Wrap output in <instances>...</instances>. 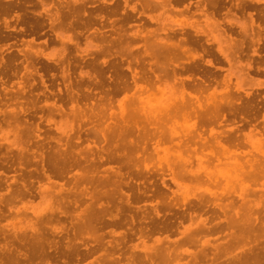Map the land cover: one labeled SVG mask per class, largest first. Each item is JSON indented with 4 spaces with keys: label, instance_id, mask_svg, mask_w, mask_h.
Returning <instances> with one entry per match:
<instances>
[{
    "label": "bare ground",
    "instance_id": "bare-ground-1",
    "mask_svg": "<svg viewBox=\"0 0 264 264\" xmlns=\"http://www.w3.org/2000/svg\"><path fill=\"white\" fill-rule=\"evenodd\" d=\"M3 1L5 2V0ZM223 1L225 2L226 0ZM234 1H235L234 7L238 9L240 12L244 11L246 7H253V4H249V3L246 4L245 3L246 0H234ZM253 1L256 2V0ZM218 2H220V0H196L194 2L193 9L189 12L192 15L198 14L199 15V16L197 15L198 17L201 16L200 18H202V20L208 25L209 31L204 30L203 28L200 27V25H198V23H196L198 22V19H195V22L191 25H188L186 29L184 28L176 29L171 26H165L162 23L159 12H157L156 15L155 14L153 15L152 13L149 12V10L153 9V7L155 6L154 7L155 10L158 8L159 11H161V13L163 14H170L175 12L180 13L182 11L188 13V10H190V6H189L190 3L188 1L184 2V0H134V2H132L130 5L127 4V0H122L121 5L118 3H114L112 6L110 7L108 6L109 8L106 11L109 14H111V13H115L119 6H121L122 8L121 9L122 11H120L122 13L124 12L123 10H125L126 6H127L126 9L128 8L129 11L133 12L136 10V4H138L140 9L138 13L145 17L144 23L154 22L156 24L155 28H147L144 25L141 27V24L140 25L137 24L135 25V29H133L135 31L129 33L123 31L126 29L123 28L122 25H117L116 27H113L111 25L113 30H116V37H114L111 40H107L106 42L108 44H105L104 47H102L100 44L95 46L96 52L101 54L104 52L109 53L110 48H112L113 55L114 56L117 55L118 60L120 61L124 60L123 58L126 56L130 57L128 60H126V65H125V69L129 71L130 84H128V82L123 78L122 79L120 78L121 75L120 68L111 65L113 73L111 74L112 77L110 78L108 77V78L109 80H111L112 84L110 88L104 90V100L105 102L109 103L110 99H112L111 96L114 93L116 92L119 93L120 90L124 91L132 88L131 91H129V93H125L124 91L122 98L123 100L118 104V106L119 108L123 109L124 107L123 102L128 101L130 103V108L133 111L130 110V113L128 112L126 115L121 114L115 118L113 116L114 120L111 122L110 125L106 123L105 125L103 124L104 126L101 124L102 127L91 126L82 130H80L79 128L74 130L73 131L74 143L78 144L79 142H81V140L86 141L89 139V137L94 139L100 137L101 140L105 142L104 146L102 145L96 147V149L93 151H90L89 149L85 151L82 148L77 149L78 151L69 150V149L68 150L59 149L60 147L57 148L52 145L47 147L45 146L46 148L42 149L43 144L41 145L42 146L41 148V146H37L36 142L32 143V146L36 144L34 148L32 147L33 149L32 148L18 149V151L15 153V158L20 160L22 157H25L27 161H36V163L38 161L40 165L38 166L39 167L38 170L46 180H52L53 177L63 178L64 177L63 173L69 171L68 169L70 167H74V168L76 167V169L72 173L71 179H69L71 180L69 184L70 183L75 184L76 182H78V190L74 191L71 189H67L61 195L59 193L58 195L60 196H58L57 198L59 200L58 204H60V206L52 208L53 210L48 211V215L44 217H38L36 223L30 227L28 233L21 231L19 233H15L12 236V238L8 240H4L0 248V254H3L2 256H0V264H78L77 261L80 260V258L84 259V257L88 256L90 253L93 252H96V254L93 255L87 261L86 264H166L168 261H170V259H172L173 261L174 258L179 257L182 253L184 255V257L182 258H184V260L179 263L177 259L175 261V264H264V206L259 205L260 200L262 202L264 201V199H262L264 197L263 195L262 196L259 195V199H260L259 202L255 201L251 205L249 204V202H247L245 197L247 196L246 192L249 191L247 190V187H250L252 191H254L255 189H259L258 187L249 186V183L250 182L253 184L255 182L261 183L262 182L261 179L264 178V150H260V149L258 150L260 155L263 156V158L261 159L252 156V158L250 159H244L240 161L238 160L239 158L236 159L237 152H235L232 149H228L224 144L219 142L218 135L216 141L214 142H216L217 145L219 144V149L213 147L215 144L213 146L207 144L208 149L205 151V153L213 156L214 160L216 161V164L228 162L231 159V164L233 166L235 173L234 175H232L231 180L223 179L224 182L222 186H217V188L220 187L219 193L222 196L227 197L230 196L231 194L236 195L241 202L248 203L246 207L244 208L231 207L232 206V205L230 206V204L232 203L231 198H226L227 200L223 204H220L219 201L209 202V197L210 198L217 197L216 192L214 190H211L210 188L205 189L207 196L204 194H198V195L195 194L192 196L191 200H188L189 198H187V196H182L180 200L182 201V205L177 207L175 205V202H173L174 194L176 197V193L174 192V190L168 189L167 184L164 182V178L160 176L159 181L161 187L167 188L170 194H167L164 190L161 189L156 190L155 197L159 198V200H155V204H159L160 207L165 208V210H163L160 213L156 208L154 207L151 208V212L153 213L156 219H153L152 216L149 215V213L145 209L140 210L139 213H141V219L143 222L139 223V225L137 227L135 226V228H132L131 226L133 222V214H131V212L138 211L139 208H135L132 210V207L130 206L136 200H143L142 198L145 197L146 195L143 190L141 191L139 190L140 188L138 186L139 183L133 180L134 175H132V173H129V170H132V167L134 170H138L140 163L145 171L148 170V167L147 164L145 162L142 163L141 160L140 163L138 160H131L132 157L130 158V155L133 151H137V150L139 151L142 150L143 152L146 151V146L144 145L145 138L146 137H149L148 139L152 138L154 141V143L152 144H154L155 146L159 141L178 138L176 141V144L178 146H182L189 150L194 151L198 146V145L196 146V143H201V144L205 143V138L201 136L202 127L204 125L213 122L219 123L220 121H218V118L219 119L222 118V120H224L225 118V114L223 113L224 110L227 111L228 113L239 112L240 114H243L249 107V105L246 103L244 104V102L240 103V101H236V100L232 101L231 98L233 97H231L226 92V89L224 90V92L226 93L223 98L221 96L215 97V92L213 91H209L206 94L201 93L202 91L206 90L208 85L205 80L199 77V74L197 75V73L201 70L200 68L202 65L201 64L202 53L207 52V48L206 46H204V44L209 40L211 41L214 39L215 41H218V38H222L224 41H226L228 46H226L223 49L219 45H217V47L216 46L214 47H216V51L225 60H228L230 57L233 56L238 57V52L239 50L243 49L242 46L244 45V39L245 36L247 37V35L249 39V45L251 48L250 50L252 51V53H254L256 51V45L259 43L261 39L260 37L261 30L264 28L260 26L259 23L254 22V18L251 12H247L245 18L243 17H241L240 19L238 18L239 22H237V26L239 28V33L241 37L235 38L234 36H231V34L227 32L228 30L224 27V24L226 23L228 25H231L230 22L231 18L230 16L227 15L230 8H226V11L224 12V16L221 19H217L214 16V10L218 5ZM229 2L231 1L229 0ZM249 2H252V0H249ZM8 5H3L0 3V14L5 13L8 10ZM50 5L53 6L54 10H52V12H49V10L45 12V18L47 21L46 23L50 30H57V28H62L63 30H75L76 32V30H87L89 28L90 23L92 24L91 22L92 18L90 16H84L86 13L85 12L86 6L84 2H81L79 0H70L65 2L61 1L55 6L51 3ZM104 5H105V0H101V4H99V6L96 8L98 13L96 11L95 12L97 14H99V12H102V10L106 7ZM178 5H180V7H178ZM99 16L101 17L100 14ZM132 17L134 16L131 13H126L124 14L122 19L127 21L132 19ZM19 20L22 22V24L23 22H27L29 25H31L32 28L43 24V21H39L36 17H33V19L30 21L28 17L24 18L20 16V14L16 13L15 21H19ZM4 25H5L4 27L7 28L6 23ZM210 29L216 30L218 33V34H213L214 38L210 36V32H211ZM93 30L95 34L93 35L94 38H96L95 36L98 37L103 36L98 28H94ZM139 30H146V31L141 33ZM152 30H159V31H152ZM183 30H191V32H185ZM247 30L250 32H248ZM176 31L179 32L178 35L175 34ZM86 32H89V30ZM78 33L79 32H77V34ZM159 33L164 34L165 38L159 36ZM206 33L210 37L209 39L208 38L203 39L204 41L203 44L200 40L202 38V35ZM54 35L61 41V43H64V41L74 42V38L76 37L75 35L70 34L68 32H63V33L55 32ZM172 36H175V38L171 39L170 37ZM138 37L142 40L141 41L142 48L140 51L141 52L140 56H145L148 58L146 59L147 66L144 65V67L141 68V70L139 71L136 70L135 67L131 66V63L132 62L136 63L139 60V58L133 55L132 53L133 50H131V47L127 46V43L129 41ZM85 38H87V36H85ZM15 43L17 44V42ZM112 44H114V47H112ZM59 55H60V59L68 60V58L65 57L64 50L61 51ZM206 55H208V53ZM79 57L81 59L83 58L81 55H79ZM101 62L104 63L105 60L101 59ZM203 62L208 65H211L212 63L211 59L209 58L204 59ZM255 62H258V60ZM244 65H246V67L249 68L248 63H245ZM92 66H91L92 67L91 72L87 70L79 71V75H80L79 79H82V76H85L88 79L92 77L94 83L100 85L103 82L101 81L103 77L102 70L100 69V67H97V65L92 64ZM20 68L22 70V67ZM244 72L246 73V71ZM76 73H78V70ZM61 75L65 78L69 77L68 68H63ZM167 77H170L172 81V84H170V86L168 87L170 91L173 90V93L175 92L176 95L170 99V102L167 106L159 109V111L157 112L147 111L148 114L145 111L144 112L141 111L143 115L142 114L138 115V111H140L139 109H143V106L137 105L139 101L141 103V99H142V97L138 96L139 92L143 90L147 91L151 87H154L157 90L161 89L162 87H159V85H155L156 84L155 82H161L165 84L167 82ZM11 81L12 80H10V82ZM1 82L3 83V81ZM10 82L8 83L10 84ZM39 82L41 81L39 80ZM15 84L17 85V83ZM239 88H240L239 85L235 86V89H239ZM64 92H66L71 98L76 96L78 97L79 95L82 96L88 95V89L84 88L83 92L79 94L73 91L69 85H65ZM150 94L154 95L152 92ZM48 97L49 96H47V98ZM151 98L155 99L153 96H151ZM34 101L36 102V99L33 100V103ZM155 101L156 100H154V102ZM85 103H83V106ZM70 104L71 103H69V105ZM37 106L39 107V104ZM70 106L76 107V113L81 114L82 116H86V119L89 120L90 122H94V124L97 125L100 124L99 121L101 120V118L99 114L100 113L99 109L98 111L90 110V112L87 115H84L86 111L84 113L78 104L74 103L73 105ZM49 108L47 111H49ZM42 110L44 111V108ZM29 115H31V113ZM174 117L182 118L183 123H185L186 119H190V120L192 119V121L188 120L190 121L189 130H185L187 129V127L185 129H182L183 133H177L171 127H169L167 131L164 130L163 126L170 120L174 121L175 120ZM17 118H15L16 121H18ZM238 118L240 117L238 116ZM243 118L244 117H242V119ZM26 124H27V120L24 118L22 123L23 129L19 128V132L20 131L24 133L26 132L27 134L30 135V133H33V130L32 128L28 127ZM212 129L213 128L210 127L209 130ZM256 132L258 131L256 130ZM83 133H84V137H81V134ZM210 133H212V131ZM218 133L219 136L225 135L224 136L225 138L229 136L227 134H222L221 131H219ZM131 134H134V136H136L135 137L136 139L131 138L130 137ZM33 135L35 136V133ZM55 135H57V133ZM71 136H73V134ZM231 137H234V135L230 136V138ZM64 139L65 138H63V140ZM70 141H71V137H70ZM202 146L199 147L202 148ZM203 148L205 149L206 147L204 146ZM257 149L258 148H256V150ZM28 155L30 157L27 159ZM145 156H147V153L144 154V157ZM219 156L223 158H219ZM159 159L160 161H157L159 162L157 166L161 168L162 163L160 162H162L163 159L162 161L161 158ZM200 159L201 158H199L198 160L200 161ZM225 159L227 160L225 161ZM19 160H18V164L21 165L22 163H20ZM105 161H113L117 163L116 166L108 165L106 166V168H102V171L110 172V174H112L111 177H109L107 174H98V172L100 171L98 169L99 168L98 166L100 165V163ZM157 162L155 161L152 164L155 165V163ZM188 162H189L188 159L164 161V167L170 173L169 179L171 182L176 183L178 182L177 179H187L189 181H194V182H200V183L203 182V184L205 183L207 185L213 186L212 188H214L216 184L220 183L219 179L210 172L202 171V173L203 172L204 173L200 174L197 170H192L190 168H187L186 164H188ZM244 165L246 166V168L244 167ZM122 168H125L126 171H120V169ZM29 178L31 177H28V179ZM234 183L235 184L237 183L238 191L234 190ZM21 187L23 189L17 192L15 191L16 192L14 193L15 197L18 196L20 197L25 192L29 193L28 189H26L25 184L22 183ZM122 187H126L127 190L129 191L128 192L123 191ZM31 188L33 187L31 186ZM35 188L36 187H34V189ZM178 196L179 195H177V197ZM177 200L179 201V199ZM220 200L222 201V199ZM82 203H83L82 207L80 206L78 208V205ZM69 204L71 205V208L68 207ZM169 205L171 206L175 205L176 207L174 206L173 208L170 209ZM208 205H211L212 207L209 208L207 207ZM214 208H217L218 210H215ZM201 214H204V216L202 217ZM138 216L140 217V215ZM4 217L6 216L4 215ZM60 218L66 219V222L61 221L59 226L49 225V222L51 220L59 221ZM184 218H187V221L188 220L191 221L195 218L196 222L191 225L182 226L181 224ZM117 225H126L127 226L126 230H117V231L114 230V226L117 227ZM179 226H181V229L178 228ZM103 227H109V228L107 230L105 229L106 231H104L102 230ZM172 231L177 233V236L170 239L168 233H171ZM153 232H157L160 235L151 237V235H153ZM220 232L221 233L223 232L222 233L223 240L213 241L214 238L212 240L208 238L209 234H218ZM130 234L137 236V237L134 236L137 239L136 242L133 243L127 242V239L129 238ZM105 235H107V239L104 238ZM217 236L220 235H215L214 237L216 238ZM84 237L86 239H89V241H85L83 239ZM148 239H150L151 241L147 242ZM232 243L237 244L238 247L235 252L230 253V250L228 249ZM183 244L192 245L193 248L192 249H187L185 247L181 248L180 245ZM190 247L191 246H189V248Z\"/></svg>",
    "mask_w": 264,
    "mask_h": 264
},
{
    "label": "rangeland",
    "instance_id": "rangeland-1",
    "mask_svg": "<svg viewBox=\"0 0 264 264\" xmlns=\"http://www.w3.org/2000/svg\"><path fill=\"white\" fill-rule=\"evenodd\" d=\"M55 1L54 0H32V1H30V0H15V2H14V0H12V2H11V0H5V2H4L3 0H0V3L3 5L9 4L8 10L5 13L0 14V15H2V16H0V37H1L0 38V55H2V56H0V68H1L0 69L1 70L0 71V79H1L0 80V84H1L0 85V94H1L0 95V102H1L0 103V115H1L0 116V186H1L0 187V227H1L0 228V236H1L0 248H1V245H2L4 240H8V239L12 238V236L15 233H19L21 231L28 233L30 230V227L36 223V220L38 217H44V216L48 215V211L53 210L52 208L60 206V204H58L59 200L57 197L60 196L64 191H66L67 189H71L74 191L78 190V182H76L75 184L74 183L69 184V182L71 181L69 179H71L72 173L76 169V167L75 168L70 167L68 169L69 171H67L66 173H63L64 179L62 177L61 178L53 177L52 180H46L38 170L39 169L38 166H40L38 161H37V163H36V161H27L25 159V157H22L19 160V159L15 158V153L18 151V149H25V148H32V147L34 148V146L36 144H37V146H41L43 144L42 145L43 148L41 146L42 149L46 148L47 146L52 145V146L57 147V148L60 147L59 149H67V150L69 149V150H74V151L77 149H81V148L85 151H87V149H89L90 151H93L96 149V147H99L102 145L104 146L105 142L102 141L100 137H97L96 139L89 137V139L86 141L81 140L82 143L81 142H79L78 144L74 143L73 131L76 130L77 128L82 130V129H85V128L91 127V126L102 127V125L103 124L105 125L106 123H108V125H110L111 122L114 120L113 116L115 118L121 114L126 115L128 112L130 113L131 108H130V103L128 101L123 102V105H124L123 109L119 108L118 104L123 100L122 98H123L124 91H125V93H129V91H131L132 88L124 90V91L120 90L119 93L118 92L114 93L111 96V98L113 100L110 99V102H109L110 105H109V103L105 102V100H104V90L107 88H110V86L112 84L111 80H109V78L112 77L111 74L113 73L111 65H114L115 67L120 68V72H121L120 78L121 79L123 78L124 80H126L128 82V84H130L129 71L127 69H125L126 60H128L130 57L126 56L123 58L124 60L120 61V60H118L117 55L116 56L113 55L112 48H110V51H109V53H112V54L105 53V52L101 54V53L96 52L95 46L100 44L102 47H104L105 44H108L106 42L107 40H111L114 37H116V30H113L111 25L113 27H116L117 25H122V27L126 29V30H123L126 33L127 32L128 33L134 32L135 30H133V29H135V25H137V24H139V25L141 24V27L144 25L147 28H155L156 27V24L154 22L144 23L145 17L138 13V11H140L138 4H136V10L133 12L129 11L128 8L126 9L127 6L125 7V10H123V11L126 13H131L134 16V17H132V19L125 21L122 18L124 16V14H126V13L120 12V11H122L121 6L118 7V9L115 13L109 14L106 11L114 3H118L121 5L122 0H105L104 6H106V7L102 10V12H99L101 17L99 16V14H97L98 11L96 9L99 6V4H101V0H79L81 2H84L85 6H86L85 7L86 13L84 16H90L92 18V21H91L92 24L90 23L89 28L87 30H76V32H75V30H63L62 28H57V30H50L48 28V25L46 23L47 21L45 18V12L47 10H49V12H52V10H54L53 6L50 5V3L55 6L56 4H58L61 1L65 2V1H70V0H55ZM90 1H92V2H90ZM187 1L190 3V5H189L190 10H188V13H186L185 11H182L183 13L182 12H180V13L175 12V13H170V14H163V13H161V11H159L158 8L155 10V8H154L155 6L153 7V9L149 10V12L152 13L153 15L154 14L156 15V13L159 12L162 23L165 26H171V27L176 28V29H179V28L186 29L188 27V25H191L195 22V19H198V22H196V23H198V25H200V27L203 28L204 30L209 31L208 25L202 20V18H200L201 16L198 17L199 16L198 14L192 15L191 13H189L193 9V5H194V2L196 0H184V2H187ZM230 1L231 2H229V0H226L224 2L223 0H220V2H218V5L216 6V8L214 10V16L217 19H221L224 16V12L226 11V8H230L227 15L230 16V18H231V21H230L231 25H228L226 23V24H224V27L228 30V31L227 30L226 31L229 32L231 34V36H234L235 38L241 37V35L239 33V28L237 26V22H239L238 18L239 19L241 17L245 18V16L247 15V12L252 13V16L254 18L255 23L257 22V23H259L260 26L264 27V0H256V2L253 0H252V2H249V0H246L245 3L246 4H248V3L253 4V7H246L244 9V11H242V12H240L238 9H236L234 7V2H235L234 0H230ZM38 2L40 4V6H39ZM132 2H134V0H130V1L127 0L128 5H130ZM222 5H224V6H222ZM231 5H232V7H231ZM178 7H180V5H178ZM220 12H221V14H220ZM16 13L20 14V16H22L24 18L28 17L30 21L33 19V17H36L39 21H43V24L40 26H35L34 27L35 29H34L27 22H23V24H22V22L20 20L15 21V14ZM107 14H109V15H107ZM13 19H14V22H13ZM5 23L7 25V28L4 27ZM44 24H46V25H44ZM94 28H98L100 33L103 36L102 37L95 36L96 38H94V36H93V35H95L94 30H93ZM88 30H89V32H86ZM139 31L141 33H143L146 30H139ZM152 31H159V30H152ZM183 31L191 32V30H183ZM210 31H211L210 36H212V38H214L213 34H218L216 30L210 29ZM55 32H62V33L68 32L70 34L75 35L76 37L74 38V42L64 41V43H61V41L54 35ZM77 32H79V33L77 34ZM248 32H250V31H248ZM175 34L178 35L179 32L176 31ZM238 34H239V36H238ZM81 35H82V37H81ZM263 35H264V28L261 30V34H260L261 39H260L259 43L256 45V51L254 53H252V51L250 50L251 48L249 45L248 35H247V37L245 36V39L243 38L244 39V45L242 46L243 49L239 50L238 57L233 56V57H230L228 60H225L216 51L217 45H219L222 49L225 48L226 46H228L226 41H224L222 38H218V41H215L213 39L211 41L209 40L208 42H206L204 44L203 39H205V38L209 39L210 36L207 33L202 35V38L200 41L204 44V46H206L207 52L202 53V59H201L202 65L200 68L201 70L197 73V75L199 74V77L201 79L205 80L208 85H207L206 90L202 91L201 93L206 94L209 91H213V92H215V97L221 96L223 98L225 96V93L227 92L231 97H233V98H231L232 101L236 100V101H240V103L244 102V104L245 103L248 104L249 107L243 114H240L239 112L228 113L227 111L224 110L223 111V113L225 114L224 120H222V118L221 119L218 118V121H220L219 123L213 122V123L204 125L202 127L201 136L205 138V143H202V144L196 143V146L197 145L198 146L194 151L189 150V149L182 147V146H178L176 144V141L178 138L177 139L173 138L171 140L159 141L156 144V146L154 144H152V143H154L152 138H150V139H148L149 137L145 138V140H144L145 144L144 145L146 146V151L143 152L142 150L141 151L137 150V151H133L130 155V158L132 157L131 160H138L139 163L141 161H142V163L145 162L147 164V167H148V170L145 171L143 169V166L140 163L138 170H134L133 167H132V170H129V173H132V175H134L133 180L137 181L139 183L138 184V186L140 187L139 190L140 191L143 190L145 195H146L145 197L142 198L145 201L136 200L130 206V207H132V210L135 208H139L138 211H133V212L130 211L131 214H133V222L131 225L132 228H135V226L137 227L139 225V223L143 222L141 219V213H139L140 210L145 209L149 213V215L152 216L153 219H156V218L153 215V213L151 212V208H153V207L156 208L160 213L163 210H165V208H161L159 204H155V200H159V198L155 197L156 190H159V189L164 190L167 194H170L168 189L174 190V192L176 193V197L174 194L173 202H175V205L177 207L182 205V201H180L182 196H187V198H189L188 200H191L192 196L195 194L196 195L204 194L207 196V193L205 192L206 188H210L211 190H214L217 194L216 198L215 197H211V198L209 197V202L219 201L220 204H223L227 200L226 198H231L232 199V203L230 204V206L232 205L231 207H233V208H236V207L237 208H244V207H246V205L248 203L241 202L240 199L236 195L231 194L230 196H227V197L222 196L219 193L220 187L217 188V186H222V184L224 182L223 179H230L231 180L232 175H234V173H235L233 166L231 164V159L228 162L216 164L214 157L209 155V154H206L205 151L208 149L207 144H210L211 146H213L215 144L216 146L214 145L213 147H216L217 149H219V144L217 145L216 142H214V141H216L217 135H218L219 142L224 144L228 149H232L235 152H237L236 159L239 158L238 160L242 161L244 159H250V158H252V156L257 157L259 159L263 158V156H261L260 153L258 152L259 149L264 150V40H263L264 36ZM12 36H13V38H12ZM85 36H87V38H85ZM159 36L164 37V34L159 33ZM170 38L174 39L175 36H172ZM58 40H59V42H58ZM2 41H3V43H2ZM141 41L142 40L138 37V38L132 39L131 41H129L127 43V46L131 47V50H133L132 51L133 55H135L136 57L139 58V60L136 63H134V62L131 63V66L135 67V69L138 71L141 70V68H143L144 65L147 66V63H146L147 60L146 59H148L145 56H140L141 55L140 51L142 48V46H141L142 42ZM15 42H17L18 45ZM13 44H14V46H13ZM33 44H35V45H33ZM247 45H249V46H247ZM214 46H216V47H214ZM260 46H262V47H260ZM112 47H114V44H112ZM257 47H258V49H257ZM63 50H64L65 57H67L68 60L60 59L59 53ZM8 53H9V55H8ZM12 53H14V54H12ZM73 53H74V55H73ZM207 53H208V55H206ZM79 55H81L83 58L81 59L79 57ZM239 57L242 58L243 60L240 59ZM208 58L211 59V61H212L211 65H208V64L203 62L204 59H208ZM14 59H16V60H14ZM101 59H104L106 63L101 62ZM22 60L25 62H23ZM61 60H62V62H61ZM75 60L77 63L75 62ZM257 60H258V62H255ZM8 61H9V63H8ZM116 62H117V65H116ZM101 63H103V64H101ZM245 63L249 64V68L246 67V65H244ZM92 64L97 65V67H100V69L102 70L103 77H102L101 81H103V82L100 85H97L96 83H94L92 77L88 79L85 76H82V79H79L80 78L79 71L87 70V71L91 72L92 67H93ZM101 65H103V66H101ZM119 65H120V67H119ZM20 67H22L23 71L21 70ZM63 68H68L69 77L65 78L61 75ZM77 70H78V73H76ZM244 71H246V73ZM47 75H48V77H47ZM37 76H39V77H37ZM7 79H8V81H7ZM49 79H51V80H49ZM10 80H12V81L10 82ZM37 80H38V82H37ZM39 80L41 82H39ZM220 80L223 82V84ZM1 81H3V83ZM8 82H10V84ZM31 82H32V84H31ZM79 82H80V85H79ZM15 83H17V85ZM39 83H41V84H39ZM155 83H154L155 85H159V87H162V88L157 90L154 87H151L147 91L143 90V91L139 92L138 96L142 97V99H141V103L139 101L137 103V105L143 106V109H139L140 111H138V115L142 114V112H144V111L146 113H147V111L148 112L159 111V109L167 106L170 102V99L176 95V93L175 92L173 93V90L170 91V89L168 87V86H170V84H172L170 77H167L166 83H168V84H166V83L163 84L161 82H155ZM65 85H69L73 91H75L79 94H81L83 92L84 88H86V89H88V95L87 96L79 95L78 97L76 96V97L71 98V97H69V95L66 92H64L65 91ZM236 85H239L240 88L235 89ZM130 87H131V85H130ZM186 89H187V87H186ZM225 89H226V92H224ZM11 92H13V93H11ZM28 92H29V95H28ZM33 92H35V93H33ZM151 92L154 95H151L150 94ZM26 94H27V96H26ZM24 95H25V97H24ZM29 96H32V97H29ZM47 96H49V97L47 98ZM117 96H120V97H117ZM151 96H153L155 99H152ZM33 97H34V99H33ZM68 98H69V100H68ZM35 99H36V102L34 101V103H33V100H35ZM154 100H156V101L154 102ZM40 102H41V104H40ZM69 103H71L70 105H73L74 103L78 104L84 113L86 111V113L84 115H87L90 112V110L98 111V109H99V112H100L99 114H100V118L102 121L101 120L99 121V123H100L99 125L94 124V122H90L89 120L86 119V116H82L81 114L76 113V107H74V106L71 107L69 105ZM83 103H85L86 105L84 104V106H83ZM38 104H39V107L37 106ZM94 104H96L97 106ZM94 106H95V108H94ZM59 107L61 108V110ZM43 108H44V111L42 110ZM48 108H49V111H47ZM35 110H36V112H35ZM46 111H47V113H46ZM131 111H133V110H131ZM107 112L108 113L110 112V113L108 114ZM118 112H119V114H118ZM30 113H31V115H29ZM37 113H39V114H37ZM247 113H248V116H247ZM34 114L35 115L37 114V115L35 116ZM238 116L240 118H238ZM258 116H260L261 118ZM8 117H10V118H8ZM242 117H244V118L242 119ZM15 118H17L18 121H16ZM24 118L27 120L26 125L28 127L32 128V130H33V133H30V135L27 134L26 132L25 133L21 132V131L19 132V128L23 129L22 123H23ZM228 118L230 119L231 122L229 121ZM174 119H175L174 121L170 120L169 122H167L163 126L164 130L167 131V129H169V127H171L177 133H183L182 129H185L186 127H187V129H185V130H189V127H190L189 123H190V121H192V119L191 120L186 119L185 123L182 122V120H183L182 118L174 117ZM179 119H180V121H179ZM255 119H256V121H255ZM188 120H190V121H188ZM238 121H239V123H238ZM32 123L33 124L35 123L34 126ZM210 127H212L213 129L209 130ZM180 130H182V131H180ZM241 130H242V132H241ZM256 130L258 132H256ZM211 131H212V133H210ZM219 131H221L222 134H227L229 136L227 138L224 137L225 135L219 136V133H218ZM55 132L57 133V135H55L56 134ZM34 133H35V136L33 135ZM72 134H73V136H71ZM232 135H234V137L230 138V136H232ZM26 136L28 139L26 138ZM70 137H71V141H70ZM81 137H84V133L81 134ZM130 137L135 138L136 136H134V134H131ZM24 138H25V140H24ZM63 138H65V139L63 140ZM240 138H241V141H240ZM38 139H39V141H38ZM149 141H150V143H149ZM34 142H36V144H34V146H32V143H34ZM71 142L73 145L71 144ZM56 144H58V145H56ZM202 145H204L206 148L204 149L203 148L204 146H202ZM199 146H202V148ZM73 147H75V148H73ZM256 148H258V149L256 150ZM145 153H147V156L144 157ZM142 154H143V156H142ZM247 154H248V156H247ZM29 157L30 156L28 155L27 159ZM159 158H161V161L163 159V161L160 162V163H162L161 168L159 166H157V164L159 163L157 161H160ZM193 158H195V159H193ZM199 158H201L200 161L198 160ZM219 158H223V157L219 156ZM181 159H188L189 162H188V164H186L187 168H190L192 170H197L200 174H203L204 172H210L211 174H213L214 176H216L219 179L221 184L220 183L216 184V186H215L216 189H215V187L212 188L213 186L207 185L205 183L203 184V182H201V183L200 182H194V181H189L187 179H177L178 182H176V183L171 182L169 179L170 173L164 167V161L181 160ZM208 159H210V160H208ZM18 160L20 163H22L21 165L18 164ZM226 160L227 159H225V161ZM155 161L157 163H155V165L152 164ZM108 165L116 166L117 163H115L113 161H105V162L100 163V165L98 166L99 167L98 169L100 170L98 172V174H107L109 177H111L112 174H110V172L102 171V168H106V166H108ZM152 167H154V168H152ZM244 167L246 168L245 165H244ZM163 168H164V170H163ZM120 171H126V169L122 168V169H120ZM202 171H204V172L202 173ZM228 171L231 173H229ZM21 174H23L25 177ZM160 176H162L164 178V182L167 184L168 189L165 187H161L160 181H159ZM28 177H31V178L28 179ZM20 178H22V179H20ZM8 179H9V181H8ZM261 180H262L261 183H259V182L258 183L255 182L254 184L251 182L249 183V186L258 187L259 189H255L254 191H252V189L250 187H247V190H249V191L246 192L247 196H245V197H246L247 202H249L250 205L255 201L259 202V200H260L259 195L260 196L263 195V197H264V178H262ZM22 183L26 185V189H28L29 193L25 192L22 194V196L15 197L14 193L23 189L21 187ZM31 186L33 188H31ZM72 186H73V188H72ZM34 187H36L35 188L36 190L34 189ZM143 187H145V188H143ZM237 189H238V185H237V183L236 184L234 183V190L238 191ZM122 190L126 191V192L129 191V190H127L126 187H122ZM256 191H258V192H256ZM59 193H60V195H58ZM177 195H179V196L177 197ZM177 199H179V201ZM220 199H222V201ZM262 199H264V198H262ZM178 202L179 203L181 202V203L179 204ZM261 202L262 201L260 200L259 205L264 206L263 205L264 201L262 203ZM82 205H83V203L79 204L78 208L80 206L82 207ZM169 206H170V209L174 207L171 205H169ZM68 207L71 208V205L69 204ZM207 207L211 208L212 206L208 205ZM7 208L9 210V212H8ZM214 209L218 210L217 208H214ZM4 215L6 217H4ZM138 215H140V217ZM201 216L203 217L204 214H201ZM220 217H221V215H220ZM184 219H183L182 224H181L182 226L191 225V224H194L196 222L195 218L191 221H189V220L187 221V218H184ZM61 221L66 222V219L60 218L59 221L51 220L49 222V225L59 226ZM115 227L116 226H114V230L117 231V230H126L127 226L126 225H117V227L116 228ZM108 228L109 227H103L102 230L106 231ZM178 228L181 229V226H179ZM222 233L220 232L218 234H209L208 238L210 240H212L214 238L213 241H216V240L221 241V240H223V234ZM156 235H160V234H158L157 232H153V235H151V237L156 236ZM215 235H220V236H217L215 238L214 237ZM134 236H136V235L130 234L129 238L127 239V242L128 243L136 242L137 239ZM168 236L170 239H172L173 237L177 236V233L172 231L171 233H168ZM104 238L107 239V235H105ZM224 238H225V236H224ZM83 239L85 241H89V239H86L85 237ZM149 241H151V240L148 239L147 242H149ZM188 245L189 244H186V245L183 244V245H180V247L181 248L185 247L187 249L193 248L192 245H189V246H191L190 248ZM237 247H238L237 244L232 243L228 250H230V253L235 252ZM95 254H96V252L90 253L88 256L84 257V259L80 258V260H78L77 263L78 264H83V263L86 264L87 261ZM2 255L3 254H0V256H2ZM182 257H184L183 253L179 257L174 258L173 261H172V259H170V261H168L166 264H175V261L177 259H178L177 261H179V263H180L181 261L184 260V258H182Z\"/></svg>",
    "mask_w": 264,
    "mask_h": 264
}]
</instances>
